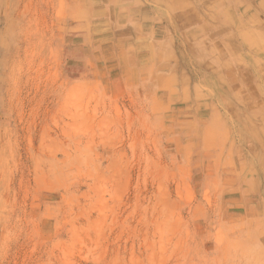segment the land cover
Here are the masks:
<instances>
[{"label": "rangeland", "instance_id": "1", "mask_svg": "<svg viewBox=\"0 0 264 264\" xmlns=\"http://www.w3.org/2000/svg\"><path fill=\"white\" fill-rule=\"evenodd\" d=\"M161 1L0 0V264H264V0Z\"/></svg>", "mask_w": 264, "mask_h": 264}, {"label": "bare ground", "instance_id": "2", "mask_svg": "<svg viewBox=\"0 0 264 264\" xmlns=\"http://www.w3.org/2000/svg\"><path fill=\"white\" fill-rule=\"evenodd\" d=\"M158 1V0H157ZM154 2V1H153ZM159 2H160V0H159ZM165 3V4H167V3H169V0H164V1H161V3ZM224 2V1H223ZM180 3H182V2H180ZM159 4V3H158ZM222 4V3H221ZM207 5V4H206ZM164 7V6H163ZM209 16V15H208ZM200 17V16H199ZM175 19V18H174ZM185 40V39H184ZM187 45V44H186ZM206 58V57H205ZM220 62V61H219ZM246 67V66H245ZM214 68V67H213ZM210 70V69H209ZM214 70V69H213ZM223 75V74H222ZM241 82V81H240Z\"/></svg>", "mask_w": 264, "mask_h": 264}]
</instances>
